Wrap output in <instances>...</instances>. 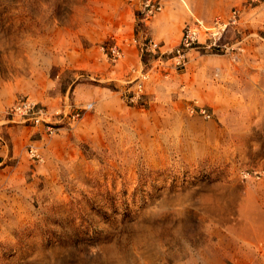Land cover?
<instances>
[{"label":"rangeland","instance_id":"374dc122","mask_svg":"<svg viewBox=\"0 0 264 264\" xmlns=\"http://www.w3.org/2000/svg\"><path fill=\"white\" fill-rule=\"evenodd\" d=\"M145 1L0 0V264L264 256V0H159L150 18ZM167 12L181 38L204 26L185 67L141 50L178 47L150 34Z\"/></svg>","mask_w":264,"mask_h":264},{"label":"built area","instance_id":"2783aa9c","mask_svg":"<svg viewBox=\"0 0 264 264\" xmlns=\"http://www.w3.org/2000/svg\"><path fill=\"white\" fill-rule=\"evenodd\" d=\"M143 5L146 18H150L162 10V4L159 0H146ZM236 21L235 16L229 21L224 20L222 17H218L214 22V26H212L211 29H207L211 32L209 38L217 41L223 35L228 25ZM203 28L204 26L202 23L188 25L183 31L178 47L169 52L163 51L162 46L157 41L146 39L141 46L142 53L160 55L161 57L168 54L170 59L175 62L176 67H185L187 65L188 53L201 44ZM122 56V51L118 47H115L113 49L114 60L117 61L122 58ZM12 112L16 114L20 112L22 116L28 117L29 120H33L36 123H41L42 120L48 117V113H46L43 108H39L30 101H24L18 104Z\"/></svg>","mask_w":264,"mask_h":264},{"label":"crops","instance_id":"0c3cea01","mask_svg":"<svg viewBox=\"0 0 264 264\" xmlns=\"http://www.w3.org/2000/svg\"><path fill=\"white\" fill-rule=\"evenodd\" d=\"M174 14L172 12H167L151 22L150 34L154 38H159L165 43H177L181 38V32H179L180 24H182L185 17L181 16L180 19H174ZM183 17V18H182ZM162 29V31H160ZM169 30L174 34L168 33ZM163 32V33H161ZM128 49L129 57L136 59V64L140 62L141 58L140 52L135 45H130ZM139 64V63H138ZM237 260L239 264H264V256L259 253H255L253 247L250 244L241 245L237 251Z\"/></svg>","mask_w":264,"mask_h":264},{"label":"bare ground","instance_id":"6f19581e","mask_svg":"<svg viewBox=\"0 0 264 264\" xmlns=\"http://www.w3.org/2000/svg\"><path fill=\"white\" fill-rule=\"evenodd\" d=\"M119 264H122V263H119Z\"/></svg>","mask_w":264,"mask_h":264}]
</instances>
